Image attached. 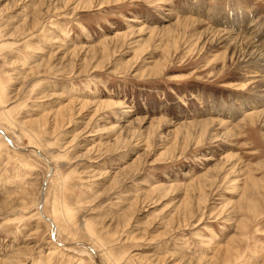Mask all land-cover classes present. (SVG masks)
I'll return each mask as SVG.
<instances>
[{
    "label": "rangeland",
    "instance_id": "rangeland-1",
    "mask_svg": "<svg viewBox=\"0 0 264 264\" xmlns=\"http://www.w3.org/2000/svg\"><path fill=\"white\" fill-rule=\"evenodd\" d=\"M0 264H264V0H0Z\"/></svg>",
    "mask_w": 264,
    "mask_h": 264
},
{
    "label": "bare ground",
    "instance_id": "bare-ground-1",
    "mask_svg": "<svg viewBox=\"0 0 264 264\" xmlns=\"http://www.w3.org/2000/svg\"><path fill=\"white\" fill-rule=\"evenodd\" d=\"M91 4V3H90ZM192 23V22H191ZM194 23V22H193ZM209 31V30H208ZM205 33V32H204ZM215 33V32H214ZM230 37H232L231 35H230ZM229 38V37H228ZM230 39V38H229ZM235 39H237L238 40V38H235ZM237 40L235 41V42H237ZM230 41H231V39H230ZM233 42H234V40H233ZM242 42H245V41H242ZM242 44V43H241ZM251 44L252 43H247V44H245L244 43V45H242V47H236V45H235V47L236 48H238L239 49V51H240V54L241 55H243V54H245L246 55V57L248 58V59H251V60H255L256 58H259V52H257V51H253V47L251 46ZM234 45V44H233ZM240 45V44H239ZM241 46V45H240ZM254 46V45H253ZM234 47V48H235ZM235 48V49H236ZM231 50H232V52L235 54V50H233L232 48H230ZM255 50V49H254ZM259 50V49H258ZM238 51V50H237ZM238 51V52H239ZM255 52H257V53H255ZM239 54V53H238ZM236 55V54H235ZM243 57V56H242ZM254 58V59H253ZM240 61V60H239ZM250 61V60H249ZM252 63V62H251ZM73 103V102H72ZM72 103H68L67 105H65V107H64V109H67V106H69V105H72ZM74 104V103H73ZM81 104V106H80V108L81 109H84V105H82V104H84V102H78V105H80ZM101 104H103V106L105 107V108H113V107H115L117 104H115V103H112V102H104V103H101ZM102 106V107H103ZM74 107H75V105H74ZM73 106H72V108H74ZM76 107H77V105H76ZM69 109V108H68ZM71 109V108H70ZM77 109V108H76ZM66 112H67V110H66ZM245 115V114H244ZM143 121V120H142ZM51 128V127H50ZM43 200V193L41 194V201ZM92 232V231H91ZM94 240V239H93Z\"/></svg>",
    "mask_w": 264,
    "mask_h": 264
}]
</instances>
